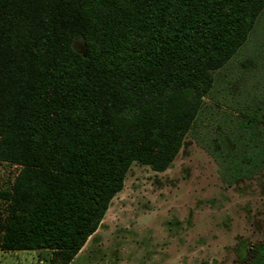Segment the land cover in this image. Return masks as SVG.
Returning a JSON list of instances; mask_svg holds the SVG:
<instances>
[{"label": "trees", "instance_id": "1", "mask_svg": "<svg viewBox=\"0 0 264 264\" xmlns=\"http://www.w3.org/2000/svg\"><path fill=\"white\" fill-rule=\"evenodd\" d=\"M263 11L264 0H0V162L20 167L0 188V250L68 264L129 164L164 170L186 133L226 185L262 171L255 53L240 59V106L206 126L205 141L199 127L212 71ZM243 264H264V237Z\"/></svg>", "mask_w": 264, "mask_h": 264}, {"label": "rangeland", "instance_id": "2", "mask_svg": "<svg viewBox=\"0 0 264 264\" xmlns=\"http://www.w3.org/2000/svg\"><path fill=\"white\" fill-rule=\"evenodd\" d=\"M71 47L83 53L80 38ZM252 53L260 65L264 11L241 50L211 73L212 87L200 103L201 141L206 129L230 113L229 105L240 106V59ZM19 168L0 162V188L9 186ZM263 237L264 169L226 185L205 149L186 133L164 170L129 164L121 189L68 264H243ZM49 258L42 249L0 250V264H47Z\"/></svg>", "mask_w": 264, "mask_h": 264}]
</instances>
